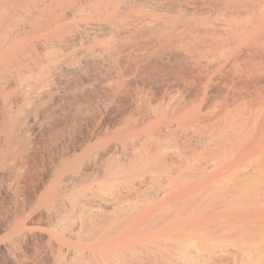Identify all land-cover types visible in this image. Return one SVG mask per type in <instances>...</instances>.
<instances>
[{"label":"bare ground","instance_id":"bare-ground-1","mask_svg":"<svg viewBox=\"0 0 264 264\" xmlns=\"http://www.w3.org/2000/svg\"><path fill=\"white\" fill-rule=\"evenodd\" d=\"M261 10L0 0V264H114L141 216L117 225L115 205H186L196 176L264 171L241 167L264 161ZM141 190L156 198L131 204Z\"/></svg>","mask_w":264,"mask_h":264},{"label":"rangeland","instance_id":"rangeland-1","mask_svg":"<svg viewBox=\"0 0 264 264\" xmlns=\"http://www.w3.org/2000/svg\"><path fill=\"white\" fill-rule=\"evenodd\" d=\"M250 1L262 13L264 0ZM254 158L241 167L264 168V161ZM233 173L196 176L186 205H115L117 225L122 207H135L141 216L131 219L129 240L114 252V264H264V171ZM135 192L131 204L142 194L156 198ZM4 205L9 202L0 193V210Z\"/></svg>","mask_w":264,"mask_h":264}]
</instances>
